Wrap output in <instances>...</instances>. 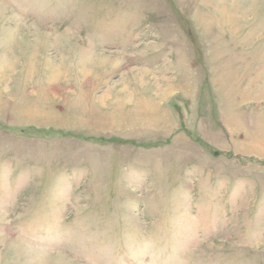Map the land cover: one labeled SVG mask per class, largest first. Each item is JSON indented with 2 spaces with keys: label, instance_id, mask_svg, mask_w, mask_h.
<instances>
[{
  "label": "rangeland",
  "instance_id": "1",
  "mask_svg": "<svg viewBox=\"0 0 264 264\" xmlns=\"http://www.w3.org/2000/svg\"><path fill=\"white\" fill-rule=\"evenodd\" d=\"M0 264H264V0H0Z\"/></svg>",
  "mask_w": 264,
  "mask_h": 264
}]
</instances>
